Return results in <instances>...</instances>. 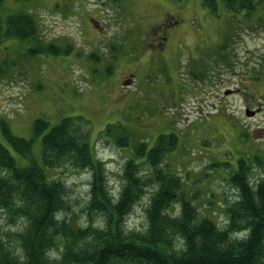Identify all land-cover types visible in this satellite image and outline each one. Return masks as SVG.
Returning a JSON list of instances; mask_svg holds the SVG:
<instances>
[{
  "label": "rangeland",
  "instance_id": "1",
  "mask_svg": "<svg viewBox=\"0 0 264 264\" xmlns=\"http://www.w3.org/2000/svg\"><path fill=\"white\" fill-rule=\"evenodd\" d=\"M259 1L252 16L243 17L240 0L232 7L227 0H5L4 16L18 11L35 16L46 51L31 53L39 46L34 39L0 44V141L19 165H43L42 135L25 157L9 143L3 122L14 134L33 138L38 118L51 128L64 117L81 116L118 196L136 147L147 142L151 148L161 134L175 133L177 145L161 166L181 178L182 192L201 217L224 227L227 208L238 198L231 178L239 160L247 159L253 185L264 181V24L255 20L264 0ZM209 55L219 73L230 58L237 60L236 73L222 75L227 81L220 95L213 82L199 80L203 70L212 72L203 62ZM245 70L258 78L245 79ZM236 88L241 91L226 94ZM246 109L257 114L248 116ZM121 136L128 145L118 141ZM147 169L143 161L144 176ZM46 173L69 187L70 211L61 215L88 225L92 171L65 163ZM157 188L149 185L133 205L128 230L146 229V208ZM173 208L179 213L180 203ZM93 216L103 224L104 215ZM22 223L11 222L0 209L5 232Z\"/></svg>",
  "mask_w": 264,
  "mask_h": 264
},
{
  "label": "trees",
  "instance_id": "2",
  "mask_svg": "<svg viewBox=\"0 0 264 264\" xmlns=\"http://www.w3.org/2000/svg\"><path fill=\"white\" fill-rule=\"evenodd\" d=\"M227 1L232 7L239 0ZM240 1V8L250 5L247 0ZM4 2L0 0V44L10 39H34L39 46L31 53L46 51L37 36L35 16L22 11L4 16ZM87 124L81 116H67L50 128L47 120L38 118L35 136L25 138L3 122L9 143L25 157L32 154L34 140L42 135L43 165H19L0 141V209L11 222L23 221L16 231L5 232L0 227V264H264V181L251 183L246 158L239 160L231 178L238 198L227 208V224L220 227L200 216L182 192L181 178L161 166L164 156L177 145L175 133L161 134L151 148L147 142L136 147V157L124 166L121 191L116 196ZM118 141L129 143L127 136ZM143 161L148 164L145 176L141 173ZM65 163L92 171L86 226L61 215L70 211L69 187L46 173V168ZM154 184L158 188L146 208V229L128 230L126 219L133 205ZM176 203H180L179 213L173 208ZM94 214L104 215L103 224L94 222ZM242 231L245 233L239 236Z\"/></svg>",
  "mask_w": 264,
  "mask_h": 264
},
{
  "label": "flooded vegetation",
  "instance_id": "3",
  "mask_svg": "<svg viewBox=\"0 0 264 264\" xmlns=\"http://www.w3.org/2000/svg\"><path fill=\"white\" fill-rule=\"evenodd\" d=\"M247 2H248L247 4H250L249 5L250 7L249 6H245V7L242 8V10H241L242 11V14L241 15L243 17L252 16V15H250V14H252L254 12V8L252 7V4L255 3L257 5V3H260L261 1H259V0H247ZM247 7H248V9H247ZM242 16H240V18ZM255 20H258V21L260 20V22L264 24V6H263V14L256 15L255 16ZM261 27H263V26H261ZM156 46L158 47V50H161V51L164 52V50H163V47L164 46H162L161 43L158 44V45H156ZM229 53H230V55H232L231 52H229ZM213 55H216V53H213ZM211 56L212 55H209L207 58H205V61H203V62H206L205 65L208 64V66H209V68H211L212 72H209L208 73V71L203 70L199 74V80L202 82V84H204L206 81L207 82H209V81L213 82V84L215 85V87L218 88L217 92L220 95L219 87H220V85L224 84L227 81V79H225L224 77L222 78V75L225 76L226 73L229 76L232 73L235 74L236 73V71H235V68H236L235 67V62L237 64V60L235 58H230L229 59V62H230L229 63V66L226 67V68H224V70H223L222 73H221V70H220V73H219L220 65H217L216 68H215V58H214V56L213 57H211ZM250 61H251V59L246 61V63H245V68L246 69L249 68V66L251 64ZM245 73H246V75L244 77L245 79L249 78L250 80H252L253 78H256V79L258 78V76H254L253 74H250L247 70H245ZM244 78H241L240 80L242 82L243 81H246ZM130 81H131V79H130ZM239 91H241L240 88H236L234 90L227 89L226 90V94H229V93H237ZM257 110L259 112V109H257Z\"/></svg>",
  "mask_w": 264,
  "mask_h": 264
},
{
  "label": "water",
  "instance_id": "4",
  "mask_svg": "<svg viewBox=\"0 0 264 264\" xmlns=\"http://www.w3.org/2000/svg\"><path fill=\"white\" fill-rule=\"evenodd\" d=\"M255 113H256V111H254V110L246 109V114H247L248 116L255 115Z\"/></svg>",
  "mask_w": 264,
  "mask_h": 264
}]
</instances>
